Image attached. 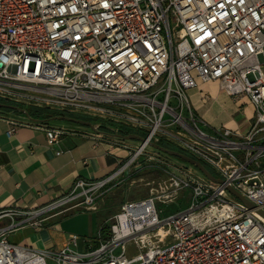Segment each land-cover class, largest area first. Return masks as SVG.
<instances>
[{"label": "built area", "instance_id": "1", "mask_svg": "<svg viewBox=\"0 0 264 264\" xmlns=\"http://www.w3.org/2000/svg\"><path fill=\"white\" fill-rule=\"evenodd\" d=\"M262 66L264 0H0L1 100L143 133L134 148L122 146L128 154L108 177L77 180L41 208L0 211L9 219L0 226V264H264ZM197 81L248 99L253 117L245 134L211 128L197 116L187 96ZM7 123V136L23 125ZM62 134L46 130L48 144ZM156 138L221 182L168 164L149 146ZM138 183L146 196L120 203L107 238L99 228L96 246L85 251L76 250V235L46 250L8 241L13 231L42 228L70 209L96 212L112 190ZM185 191L188 207L160 217L155 204Z\"/></svg>", "mask_w": 264, "mask_h": 264}, {"label": "crops", "instance_id": "2", "mask_svg": "<svg viewBox=\"0 0 264 264\" xmlns=\"http://www.w3.org/2000/svg\"><path fill=\"white\" fill-rule=\"evenodd\" d=\"M187 96L194 112L209 127H224L240 135L249 129L253 108L245 96L231 97L218 83L200 81L187 91ZM11 106L26 110L27 115L19 110L15 113L13 109L0 108V211L41 208L67 194L77 180H102L127 156L128 152L122 146L134 148L139 143L116 137V125L112 129L106 128L103 120L96 117L75 114L98 119L91 123L94 129L66 121L63 122L71 126L58 127L50 121L62 115H44L40 110L61 112L31 105ZM9 120L23 125L7 136ZM57 128H61L63 134L56 142L48 144L46 130ZM59 218L45 221L42 228L23 227L21 230H25L27 236L18 245L38 250L63 247L69 235L74 234H65L62 226L69 220L55 222ZM8 222V218H2L0 226ZM99 228L101 225L96 228L97 232Z\"/></svg>", "mask_w": 264, "mask_h": 264}, {"label": "rangeland", "instance_id": "3", "mask_svg": "<svg viewBox=\"0 0 264 264\" xmlns=\"http://www.w3.org/2000/svg\"><path fill=\"white\" fill-rule=\"evenodd\" d=\"M261 71L262 73H264V66L261 67ZM101 122L104 127L109 129H112L111 127L115 125L114 123L107 120H103ZM50 123L58 127L64 125H70L66 122L57 121V120L50 121ZM151 150L158 152L154 149ZM158 153L166 160L168 164L185 167L188 170L192 171L195 176L204 177L195 167L183 162L182 160L165 155L160 152ZM262 167H264V160H262ZM208 169L210 171V174L212 175L216 174L210 167H208ZM136 177L137 176L135 175L133 178L135 179ZM139 177L148 180L152 178L155 180L164 178V177L162 178L158 174L142 175V173L140 174ZM146 194H147V189L145 187H142L139 183L133 184L129 186V188H128V184H125L122 188H119L118 190H115L112 193H109L106 197H104V204L101 206V208L98 211L88 212L84 210H79L77 208L70 209L66 212L68 213L67 215L60 217L58 220H55V222H59L63 219L69 220V222L65 223L62 226L65 234L66 235L74 234L78 236L81 240H79L78 247L76 248V250L79 252L85 251L87 250L88 246H96L98 242L96 228L98 226L101 225V227L102 226L104 227V231L102 232V237H103L102 239L105 240L107 238L106 227L109 225L108 217L116 212L120 203L124 202L125 200H130L137 197H144L146 196ZM184 194H185L184 197H179L177 200L170 203H156L155 207L159 212V216L167 217L186 209L189 205V198H186L188 195V191H185ZM71 204L72 203L68 204L67 206H70ZM48 224L50 223L48 222ZM26 233L27 232L25 230H21V229L15 230L8 235V241L12 244H18V243L21 244L22 240L27 236ZM117 253L118 251L115 252V254ZM45 262L46 264H55L51 259H46Z\"/></svg>", "mask_w": 264, "mask_h": 264}, {"label": "water", "instance_id": "4", "mask_svg": "<svg viewBox=\"0 0 264 264\" xmlns=\"http://www.w3.org/2000/svg\"><path fill=\"white\" fill-rule=\"evenodd\" d=\"M0 108H9V109H13V110L14 109L15 110H19L22 114L27 115L26 110L18 109L15 106L0 104ZM53 119L59 120V121H66V122H70V123H74V124H78V125H82V126H86V127L91 128V129H94L93 125L89 121L75 119V118H71V117H67V116H56ZM115 136L118 137V138L124 139V140H131V141L135 140V141H138V142H142L143 141V138L141 136H139L137 134H133V133L123 134V133L119 132ZM149 146L152 149H154V150H156V151H158L160 153H163V154L171 156V157H176V158L184 161L185 163L195 167L204 177H206L210 181H212L214 183H220L221 182L219 179L214 178L201 163H199L198 161L192 159L191 157H189V156H187V155H185L183 153H180L178 151H173V150H169V149L163 148V147H161L158 144L153 143V142H150ZM227 189L234 197H236L237 199L242 201L249 208H253L252 204H250L248 201H246L241 195H239L232 188H227ZM258 213L261 216H264V212L258 211Z\"/></svg>", "mask_w": 264, "mask_h": 264}, {"label": "trees", "instance_id": "5", "mask_svg": "<svg viewBox=\"0 0 264 264\" xmlns=\"http://www.w3.org/2000/svg\"><path fill=\"white\" fill-rule=\"evenodd\" d=\"M0 103H5V104H11V105H15L13 103H10V102H5V101H1L0 100ZM29 108V107H28ZM28 108H26L27 110H29ZM13 112L17 113V110H13ZM41 113H43L44 115L45 114H48L50 116L52 115H62V116H67V117H71V118H75V119H80V120H84V121H89L91 123H96L95 120H98V119H92V118H88L87 116H82V115H75V114H66V113H56V112H50L48 113L47 110H40ZM121 132L123 134H130V133H133V134H138L139 136H143V133L139 132V131H133V130H129V129H126V128H122V127H119L118 128V133ZM154 142L156 144H158L159 146L163 147V148H166V149H169V150H173V151H178L180 153H182L179 149H177L176 147L174 146H171L170 143L166 142L165 140H162V139H159V138H156L154 140ZM184 154V153H183ZM187 155V154H185ZM176 158V157H175ZM180 160V159H179ZM184 162V161H183ZM207 171H209V169L206 167ZM67 215V213L63 214L62 216L60 217H63ZM101 231H104V227L102 226L101 227Z\"/></svg>", "mask_w": 264, "mask_h": 264}, {"label": "bare ground", "instance_id": "6", "mask_svg": "<svg viewBox=\"0 0 264 264\" xmlns=\"http://www.w3.org/2000/svg\"><path fill=\"white\" fill-rule=\"evenodd\" d=\"M138 135V134H137Z\"/></svg>", "mask_w": 264, "mask_h": 264}]
</instances>
